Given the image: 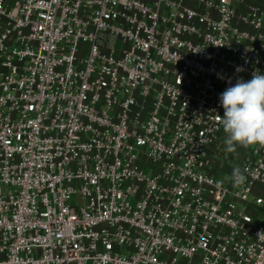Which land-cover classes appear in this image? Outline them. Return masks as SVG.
I'll use <instances>...</instances> for the list:
<instances>
[{
  "label": "built area",
  "instance_id": "2783aa9c",
  "mask_svg": "<svg viewBox=\"0 0 264 264\" xmlns=\"http://www.w3.org/2000/svg\"><path fill=\"white\" fill-rule=\"evenodd\" d=\"M256 71L257 0H0V264H264V147L209 172Z\"/></svg>",
  "mask_w": 264,
  "mask_h": 264
},
{
  "label": "clouds",
  "instance_id": "9594fccd",
  "mask_svg": "<svg viewBox=\"0 0 264 264\" xmlns=\"http://www.w3.org/2000/svg\"><path fill=\"white\" fill-rule=\"evenodd\" d=\"M243 70L236 68L237 72ZM228 83L230 86L219 96L223 116L216 117L226 134V152L235 153L237 146L264 147V74L256 71L250 80L238 78L233 85L229 79ZM230 179L233 187L244 185L245 169L234 167Z\"/></svg>",
  "mask_w": 264,
  "mask_h": 264
},
{
  "label": "rangeland",
  "instance_id": "374dc122",
  "mask_svg": "<svg viewBox=\"0 0 264 264\" xmlns=\"http://www.w3.org/2000/svg\"><path fill=\"white\" fill-rule=\"evenodd\" d=\"M260 3H264V0H257ZM226 134H221L215 148L219 149L222 154L219 160H213L212 165L209 168V172L214 176H223V178L230 179L233 168L237 166L240 157L245 150V147L237 146L235 153L226 152V145L224 143Z\"/></svg>",
  "mask_w": 264,
  "mask_h": 264
}]
</instances>
